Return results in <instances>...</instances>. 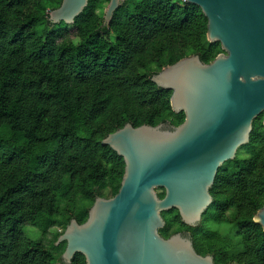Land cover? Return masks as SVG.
<instances>
[{
    "label": "trees",
    "instance_id": "obj_1",
    "mask_svg": "<svg viewBox=\"0 0 264 264\" xmlns=\"http://www.w3.org/2000/svg\"><path fill=\"white\" fill-rule=\"evenodd\" d=\"M60 3L0 0V264H65L57 237L71 219L86 221L95 197L115 195L124 173L122 157L101 139L126 123H182L171 90L150 77L192 54L209 63L222 53L206 40L207 20L194 4L125 0L105 27L98 10L108 0H88L72 25L49 21ZM263 116L218 169L200 223L163 211V237L189 231L215 264H264V232L253 221L264 206ZM24 225L59 231L47 246ZM69 264H84L83 256Z\"/></svg>",
    "mask_w": 264,
    "mask_h": 264
},
{
    "label": "water",
    "instance_id": "obj_2",
    "mask_svg": "<svg viewBox=\"0 0 264 264\" xmlns=\"http://www.w3.org/2000/svg\"><path fill=\"white\" fill-rule=\"evenodd\" d=\"M87 1L61 0L48 19L72 25ZM124 1L108 0L101 26ZM181 1L200 8L206 40L218 42L222 53L209 63L192 54L150 77L171 90L170 106L184 113L182 123H126L101 139L122 157L124 173L115 195L95 197L86 221L71 219L57 237L65 264L76 253L86 264H214L182 232L163 237L161 212L176 209L185 225L197 226L212 203L218 169L249 142L253 120L264 115V0ZM253 221L264 232V206Z\"/></svg>",
    "mask_w": 264,
    "mask_h": 264
},
{
    "label": "rangeland",
    "instance_id": "obj_3",
    "mask_svg": "<svg viewBox=\"0 0 264 264\" xmlns=\"http://www.w3.org/2000/svg\"><path fill=\"white\" fill-rule=\"evenodd\" d=\"M107 5V4H106ZM106 5L104 6V8L98 10L100 13L103 14V11L106 7ZM208 225L212 226V227H216L217 225H214L213 223H211L210 221L207 223ZM23 231L25 233V235L29 238V239H33V240H38L41 241L43 244L49 246L50 241L53 238V232L55 231H59V228L53 227L51 228L48 233L46 235H42L41 232L30 226V225H24L23 226ZM221 232L223 234L227 233L228 235L230 234L229 232V227H221Z\"/></svg>",
    "mask_w": 264,
    "mask_h": 264
},
{
    "label": "flooded vegetation",
    "instance_id": "obj_4",
    "mask_svg": "<svg viewBox=\"0 0 264 264\" xmlns=\"http://www.w3.org/2000/svg\"><path fill=\"white\" fill-rule=\"evenodd\" d=\"M236 153H237V152H236ZM235 157H236V156H235ZM182 233H183V235L188 236V237L191 238V242H192V245H193V247H194V250H195L196 253L198 254L197 250L195 249L194 242H193V240H192V236H191L190 232H189V231H182ZM208 255H211V254H208ZM203 256H204V255H203ZM211 256H212V255H211ZM212 257H213V256H212ZM83 261H84V264H86V260H85L84 257H83ZM213 263L215 264L214 257H213Z\"/></svg>",
    "mask_w": 264,
    "mask_h": 264
}]
</instances>
